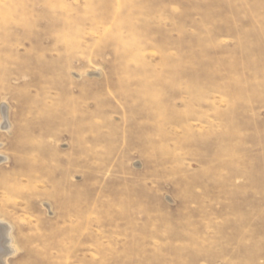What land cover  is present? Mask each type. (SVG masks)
<instances>
[{
  "label": "rangeland",
  "instance_id": "rangeland-1",
  "mask_svg": "<svg viewBox=\"0 0 264 264\" xmlns=\"http://www.w3.org/2000/svg\"><path fill=\"white\" fill-rule=\"evenodd\" d=\"M1 157L6 264H264V0H0Z\"/></svg>",
  "mask_w": 264,
  "mask_h": 264
},
{
  "label": "bare ground",
  "instance_id": "bare-ground-1",
  "mask_svg": "<svg viewBox=\"0 0 264 264\" xmlns=\"http://www.w3.org/2000/svg\"><path fill=\"white\" fill-rule=\"evenodd\" d=\"M5 160L6 158L1 157L0 163ZM10 230L11 228L8 225L0 221V264H6L7 258L16 251L12 244Z\"/></svg>",
  "mask_w": 264,
  "mask_h": 264
}]
</instances>
